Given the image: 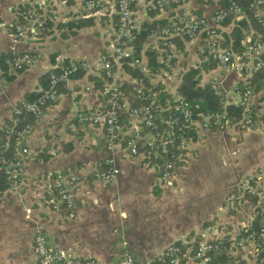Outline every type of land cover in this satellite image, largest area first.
Here are the masks:
<instances>
[{
	"label": "crops",
	"instance_id": "0c3cea01",
	"mask_svg": "<svg viewBox=\"0 0 264 264\" xmlns=\"http://www.w3.org/2000/svg\"><path fill=\"white\" fill-rule=\"evenodd\" d=\"M80 3L48 0L36 11L35 27L18 36L13 24L19 7L29 5V0H0V52L34 56L20 70L9 66L3 73L0 69L5 79L0 82V125L11 117L26 92L41 89L40 76L50 67L77 59L91 61L104 50L113 23L107 4L97 14H90L93 24L78 28L71 21L89 16ZM216 6V0L188 2L191 11L204 15ZM148 10L136 8L140 20L148 17ZM258 13L264 19V7ZM164 15L166 10L158 11V16ZM46 20L47 24L37 27ZM150 41L148 37L144 40L143 49ZM181 44L180 49L175 47L177 78L174 75L165 83L171 90L180 71L188 66L199 68L200 82L217 78L226 89L246 82V76L233 68H222L216 61L210 66L200 36ZM99 78L90 70L70 77L59 84L57 99L44 105L42 115L31 121L27 140L32 156L24 160L21 185L0 193V264H35L31 240L36 229L43 231L49 245L70 255L95 257L101 264H117L124 250L138 262L150 261L173 240L199 235L239 177L264 172V121L256 118L247 126L198 128L188 138L172 182L161 183L154 160L146 162L142 155H129L117 147L108 151L98 127L77 121L79 112L99 103L95 83ZM250 104L256 112L264 109V83L251 91ZM64 141L72 142L70 150H63ZM42 148L51 155L34 159L35 151ZM108 156L119 170L116 177L109 182L93 178L92 170ZM47 171L84 176L74 194V216L67 217L44 202L40 175ZM185 264L201 263L187 260Z\"/></svg>",
	"mask_w": 264,
	"mask_h": 264
},
{
	"label": "built area",
	"instance_id": "2783aa9c",
	"mask_svg": "<svg viewBox=\"0 0 264 264\" xmlns=\"http://www.w3.org/2000/svg\"><path fill=\"white\" fill-rule=\"evenodd\" d=\"M47 2L48 0H29L31 7L26 11V21L13 25L14 34L21 36L30 28L33 29L36 23L35 8L42 7ZM188 2L189 0H81L80 7L86 14L95 15L105 9L107 4L109 14L113 16L104 50L91 61L77 59L50 67L46 71L47 82L41 94L33 101L20 100L12 114L24 112L37 120L42 115V104L57 99L59 84L66 83L79 71L96 72L102 79L100 88L97 89L101 98L95 107L79 112L77 121L79 124L98 127L108 151L117 147L129 155H142L146 162L156 159L158 180L170 184L188 141L181 134L173 133L172 128H177L178 121L195 131L198 128H209L211 124L214 129L222 130L232 124L225 105L235 103L242 106V116L237 122L246 126L253 122L250 89H226L217 78H211L207 82L220 109L194 112L187 100L173 94L171 109L164 111L167 106L163 107L156 100L157 91L150 85L146 86L144 79L152 85L160 82L165 86V83L172 81L174 75L177 78V71L170 61L176 57V48L170 37L181 34L193 39L202 32L208 55L222 68H233L243 76L264 66V35L254 38L250 34L246 35L241 40L240 53L222 46L217 40L219 21L227 14L240 16L241 6L231 0L227 6L216 7L208 15H197L190 10ZM249 5L254 8V14L264 32V19L258 13L259 8L264 6V0H252ZM139 6L159 11L175 10L174 18L168 16L166 23L155 22L147 29V37L151 41L146 48H154L157 40H160V52L156 59L162 67L153 73H150L146 57L133 54L130 43L140 28L141 20L136 13ZM33 60L31 53L22 52L6 58L5 62L8 67L15 69L31 64ZM124 63L135 68L138 75L132 76L126 72ZM4 81L0 71V82ZM84 88L88 89L89 86ZM129 95L146 102L131 105ZM15 121L16 118L13 117L11 125L6 128L3 141L6 146L10 135L13 136V155L0 159L6 188L11 189L20 187L24 160L32 154L27 140L30 123L15 128ZM103 164V167L93 169L91 174L95 179L109 182L119 170L110 156L103 160ZM83 180V175L73 171L44 172L40 175L44 202L53 209H61L67 217L74 216V194ZM31 247L35 254V264H101L95 257L70 255L63 248L49 245L41 229L34 231ZM261 250L263 255L257 258ZM221 251L230 258L219 260L218 254ZM187 260L201 264L211 261L214 264H264V172L239 177L224 194L219 212L206 221L199 235L173 240L150 261L138 262L124 250L117 264H185Z\"/></svg>",
	"mask_w": 264,
	"mask_h": 264
},
{
	"label": "trees",
	"instance_id": "16d2710c",
	"mask_svg": "<svg viewBox=\"0 0 264 264\" xmlns=\"http://www.w3.org/2000/svg\"><path fill=\"white\" fill-rule=\"evenodd\" d=\"M204 1L208 2V0H204ZM230 1L231 0H216L217 3L216 7H225L229 4ZM233 1H235L239 6L242 7V13L240 16L236 18L233 14H227L219 21L217 27V32H218L217 40L219 44H221L222 46L228 47L231 51L235 53H240L242 50L241 40L245 38L246 35L250 34V37L254 38L257 35H264V32L258 22V17L254 14V8L249 5V3L252 0H233ZM65 2L73 3L74 0H65ZM30 7H31L30 4L19 7V11L17 12V18L14 24L17 22L24 23L26 21V11ZM38 8L40 7L35 8V10L37 11ZM213 10L210 11V13L213 12ZM158 11L159 10L156 8H149V10L146 11L148 17L141 19L140 28L137 31L135 38L132 40V42H130L133 46V50H134L133 54L138 56L143 55L144 57H146L147 65L150 68V73L157 72L160 69V67H162V64H160L156 59L160 52L159 39L157 40V43L155 44L154 48L148 49L144 46L143 49V44L145 43L144 40L147 38V29L151 24L155 22L166 23L167 17L172 16V18H174L173 14L175 12V10H170V11H166L167 15L158 16ZM193 13L197 15H202L201 13H198L196 11H193ZM93 22H94L93 18L91 17V15H89L74 19L73 21H71L70 25L79 28L82 26L91 25L93 24ZM47 23L48 20L42 21L37 25V27H43V25ZM226 25L228 26L227 30L220 29L221 26H226ZM199 36L202 38L204 42V34L201 32ZM170 38L174 42L175 47L179 49L182 47L181 46L182 40H186V41L190 40L189 38L181 34L172 35ZM205 51H206V46L204 45V52ZM13 55L14 54L10 52H0V69L3 73H7L6 70L8 67V65L5 62V59L11 58L13 57ZM208 59L210 61V66H213L215 60L211 58L209 55H208ZM170 61L174 65V62L176 61V57L172 58ZM124 69L132 76L138 75V71L132 66L128 65L127 63H124ZM16 70H20V68H16ZM79 74L80 71L76 72L74 76H78ZM7 77L10 78L11 75H7ZM199 78H200L199 68L188 66L187 68H184L183 70L180 71L179 81L176 83L173 90H171L167 86H164L160 82H156L152 85L149 83L147 79H144V81L146 86L150 85L152 86V89L157 91L158 95L156 97V100L163 107L167 106V108L164 107V111H169L171 109L174 103V99L172 98L173 94H176L177 96L187 100L190 103L194 112L214 111L220 109V105L217 101V98L215 95H213L211 89L209 88L208 82H200ZM245 81L246 82L243 85L237 87L239 90H243L246 87H248L250 91L258 89L264 83V66L250 73L249 75H246ZM40 82H41V89L39 91L26 92L23 97L24 100L33 101L41 94L42 89L43 87H45V84L47 82L46 73H43L40 76ZM95 83L97 87L100 88L102 79L101 78L97 79ZM59 89H60V85H58V90ZM129 102L131 105H138L143 102H146V100L137 99L134 96L129 95ZM48 103L51 102H46L42 104V109L43 106ZM225 110L227 115L230 117L232 121L231 125L233 126L243 125L240 122H237L242 116V106L240 104L228 103L225 105ZM263 110L261 112H256L255 109L251 106V118L253 120L259 118L264 121ZM13 117L16 118L14 124L15 128L20 127L27 122L31 124V121L33 120L32 116L24 112H21L19 114H12L10 118L3 119L0 125V159L3 157H10L13 155V151H12L13 136L10 135L8 145L5 146L3 144V141L5 140L6 128L9 125H11ZM209 128H214V125L211 124ZM172 131L175 135L181 134L186 139L194 137L195 134V130L188 128L187 125H184V123H180L179 121L177 123V128L173 127ZM61 145L64 151L70 150L73 146L71 141H64L61 143ZM50 155H51L50 153L46 152V150L42 148V149H37L35 151L33 158L45 160ZM30 156H32V154L27 156V158ZM154 161L157 162L156 159H154ZM103 165L104 164L101 163L99 167L101 168L103 167ZM4 188H6V179L2 169H0V190H3ZM262 255H263V251L261 250L258 252L257 258H261ZM227 258H230V256L224 253L223 251H221V253L218 254L219 260H225ZM208 264H214V262L211 261Z\"/></svg>",
	"mask_w": 264,
	"mask_h": 264
}]
</instances>
